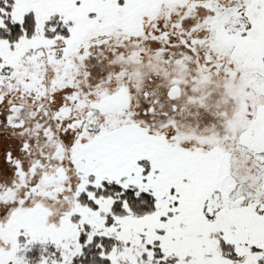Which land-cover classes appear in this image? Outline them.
Masks as SVG:
<instances>
[{"label": "snow or ice", "instance_id": "snow-or-ice-1", "mask_svg": "<svg viewBox=\"0 0 264 264\" xmlns=\"http://www.w3.org/2000/svg\"><path fill=\"white\" fill-rule=\"evenodd\" d=\"M0 264H264V0H0Z\"/></svg>", "mask_w": 264, "mask_h": 264}]
</instances>
